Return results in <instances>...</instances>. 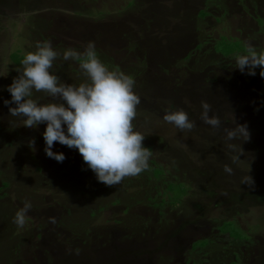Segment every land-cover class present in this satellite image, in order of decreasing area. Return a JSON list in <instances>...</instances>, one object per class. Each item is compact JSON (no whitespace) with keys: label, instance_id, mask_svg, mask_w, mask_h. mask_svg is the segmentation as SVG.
I'll list each match as a JSON object with an SVG mask.
<instances>
[{"label":"rangeland","instance_id":"obj_1","mask_svg":"<svg viewBox=\"0 0 264 264\" xmlns=\"http://www.w3.org/2000/svg\"><path fill=\"white\" fill-rule=\"evenodd\" d=\"M81 1L80 14L75 15L62 0H0V187L9 183L0 197V264H24L19 256L25 264H36L35 259L39 264H230L236 252L240 264H264V78L259 68L255 76L241 73L234 68V58L229 59L231 66H223L228 59L221 60L212 45L226 35L242 40L246 48L264 51V0ZM201 10L208 12L203 18ZM133 37L140 45L132 46ZM44 41L60 54L52 70L68 83H77L68 67L78 64L63 61L62 48L76 49L89 41L104 48L106 60L112 58L119 71L125 66L139 70L134 79L141 103L134 124L153 145L151 159L189 184L182 207L163 208L165 214L160 215L157 208L134 199L126 212L125 198L137 188L108 187L90 177L99 189L94 200L63 192L59 179L44 184L37 161L42 167L52 166L53 160L67 166L69 159L60 163L49 158L43 138L46 124L22 126L21 118L9 113L15 105L4 103L11 100L7 87L19 75L20 63L13 54L35 51L36 43ZM34 98L49 100L42 92ZM205 101L210 114L221 120L220 128L200 119ZM168 108L186 110L196 126L181 132L165 122ZM237 125H245L249 137L237 129V139L226 140L224 129ZM53 151L72 155L75 150L56 143ZM225 166L232 168L231 174ZM250 176L252 183L243 184ZM115 198L122 202L113 206ZM24 202L32 208L25 227L18 229L12 221ZM98 206H103L101 211ZM134 212L147 228L130 235V226H118L114 220L132 218ZM233 219L251 241L225 242L218 227ZM81 221L91 222L95 230L78 239ZM90 236L95 243H89ZM204 237L215 241L213 248H193Z\"/></svg>","mask_w":264,"mask_h":264},{"label":"clouds","instance_id":"obj_2","mask_svg":"<svg viewBox=\"0 0 264 264\" xmlns=\"http://www.w3.org/2000/svg\"><path fill=\"white\" fill-rule=\"evenodd\" d=\"M59 56L49 41L37 42L35 51L24 55L16 69L18 77L7 87L11 100L4 103L15 105L10 107V115L21 118L22 126L28 128L46 124L43 132L46 155L62 163L66 156L53 151L56 143L78 150L97 181L108 187L148 170L152 151L144 146L146 135L134 124L141 103L135 91V79L123 71L110 70L99 58L95 43L89 41L83 52L68 48L62 56L65 62H79L84 82H61L52 70ZM234 60V68L241 73L255 76L259 68V75L264 78V51L249 45ZM40 92L49 98L48 102L34 98V93ZM201 107L203 123L220 128L219 117L210 114L211 105L205 101ZM162 119L181 132L191 131L196 126L184 109L168 108ZM237 129L246 139L249 137L247 127L237 125L234 129H224L226 140L237 139ZM224 171L231 174L232 168L225 166ZM242 183L251 184L252 177ZM31 208L30 202H24L16 212L12 222L18 229L25 227ZM50 222L54 224L55 218H50Z\"/></svg>","mask_w":264,"mask_h":264},{"label":"trees","instance_id":"obj_3","mask_svg":"<svg viewBox=\"0 0 264 264\" xmlns=\"http://www.w3.org/2000/svg\"><path fill=\"white\" fill-rule=\"evenodd\" d=\"M63 4L65 5V8L71 7L74 10V12H76L75 15H77V14H80V9L82 7L83 2L81 0H62V5ZM130 5L132 6L133 2H131ZM145 14L148 15L147 12ZM207 14H208L207 11L201 10L199 12V17L203 18ZM147 15H146V17H147ZM149 15H151V14H149ZM83 39H85V38H83ZM209 41L210 40H205L204 43L209 44ZM130 43H132V46L139 44L135 37H133L130 40ZM219 44H221V45L219 46ZM212 45H213V50L216 53L221 55L220 59L223 61H224V59H228V61H229V59H232L236 55L242 54L243 52L246 51V46L244 45L242 40L235 38V37L226 36V35H223L219 39L215 40V42ZM86 46L79 45V46H76L75 48L77 50H80V52H83V50ZM95 47H96V51H97L99 58L105 63V65L108 68L110 67L109 68L110 70H120L119 65H114V63H112V58L109 61L106 60V58H105L106 54L104 53L105 52L104 48H102L96 44H95ZM199 47H201V46H199ZM62 49L65 50L67 48H62ZM13 57L15 58V61L17 63H20L21 60L23 59L24 55L16 54V56H14V54H13ZM72 61H75V60H72ZM128 61H130L131 65H133L134 61H131V60H128ZM145 61H146V59H145ZM75 63H77L79 65L78 61H75ZM228 63H230V61ZM228 63L223 64V66H225V67L231 66L232 63H230V64H228ZM78 65L75 64L72 67L71 66L68 67L69 69L67 68L74 75L73 77H75V79L77 78V83H73V82H69V83L79 84L81 82H84L85 77L83 76L82 72L80 71ZM124 68H126V69H123V70L121 69V70L125 71L126 74L131 75L133 78L134 77L136 78V76H138L137 72H139V70H136V69L131 70L132 69L131 67L129 70H127L129 68V66H125ZM55 73L57 74V72H55ZM58 76L60 77L61 82L65 81L61 78L60 75H58ZM65 83H68V82L65 81ZM44 102H48V101L45 100ZM143 143H144L145 147L150 148V150L153 152V145L151 143H148L145 140ZM65 156H66V159H69V161L67 162V166L58 165L53 160L52 166L42 167V166H40V162L37 161V163H36L37 171L38 172L44 171V175H43L44 176V184L52 185L53 180L59 179L60 181L62 180V182L64 183L63 184V186H64L63 192L64 191H66V192L71 191L70 193H72V194L74 193L75 195H81V197L83 199H86V201L89 199H93V198L96 199V197L99 195L94 194V193L97 192L99 189L96 187V185H93V183L91 184V181L89 182V177H90V179H92V181L94 179L97 180L94 172L91 169H89L87 166L86 167L88 169L86 171H84L85 170L84 166L86 164L83 162V158L79 154L78 151L75 150L72 155H71V152H67V153H65ZM33 160H34V158H33ZM83 163H84V165H83ZM149 163H150V167L148 170H146V171L142 172L141 174L134 176V177H126L120 183V184L125 185L126 188H129V189L130 188L131 189L137 188L136 191H134L132 193V195L130 194L125 198L126 201H125V203L123 202L124 204H127L126 206L124 205L125 211L129 212L130 207H128V204L130 201H133L134 199L138 204H144L146 206H153V207L157 208L158 213L160 215L165 214V211L163 210V208L165 209L168 207V208H174L175 209V208L182 207L183 206V199L189 194V191H190V186L187 183V181L178 179L177 177H174V175L171 172H169L166 168H164L160 163H158V161H156L153 158L152 159L150 158ZM79 171L81 172L80 174H79ZM51 175H52V177H51ZM158 183L162 184V185L160 186V185H158ZM8 185H9V183L7 181L3 182V186L0 187V190H2L3 194H0V197L5 196L4 191L8 187ZM138 185H139V187L144 186L145 189L143 191H141L142 188H138ZM153 189L156 190V195H153ZM63 200H64V198H63ZM121 202L122 201L120 198H115L112 201V205L116 206V205L120 204ZM63 203H64V201H63ZM98 208H99V211H101L103 206H98L97 209ZM91 213H92L91 215L96 214L95 212H91ZM139 219H141V216L138 213L134 212L132 215V218H128V217L126 219L116 218L114 220V224H116L118 226L125 225V224H126V226H130V228H132V231L129 229V231H130L129 234L135 235L137 232L144 233L145 228H147L146 225H144V224L140 225ZM78 224H79V227L76 230V233L78 234L81 231L78 234V239L82 238V237H80V235L82 233H84V235H85L84 237H87V235L91 233V230H92V233H93V230H95V227H92L91 222H89V223L85 222L84 223L83 221H81ZM218 228H219L220 233L223 236L225 235V238H224L225 242L228 243L229 245H232L234 243H239V242L243 243V242L251 241V236H250L249 232H247V230H245V228L237 220H234V219L233 220H225L219 225ZM92 238L90 236L89 243H95V242H92V240L94 241V240H96V238H93V239ZM84 243H86V242H84ZM213 245H215V241L213 239H210L208 237H204V238L196 240L193 243V248H205V247L210 248L211 246H212L211 248H213ZM17 246H18V244H17ZM9 250H6L7 253H10ZM234 255H235V260H233L230 264H240L242 262L241 261L242 258L238 255L237 252L234 253ZM19 261L21 263H24V264L26 263V261L21 256H19ZM36 261H37V259L33 260L32 263L39 264Z\"/></svg>","mask_w":264,"mask_h":264}]
</instances>
